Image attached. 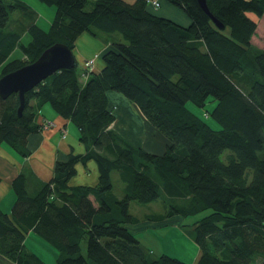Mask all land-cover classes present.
Here are the masks:
<instances>
[{
    "label": "trees",
    "instance_id": "obj_1",
    "mask_svg": "<svg viewBox=\"0 0 264 264\" xmlns=\"http://www.w3.org/2000/svg\"><path fill=\"white\" fill-rule=\"evenodd\" d=\"M37 1L54 7L46 31L35 25L30 7L0 0V77L55 43L72 52L83 33L110 47L98 73L74 64L27 91L19 116L15 94L0 98V145L20 160L30 155L27 138L44 128L38 119L45 105L76 129L83 147L55 160L46 182L22 166L10 184L9 213L0 210V256L7 264H45L25 249L31 232L54 249L55 264H185L154 257L127 229L137 223L128 212L131 202L159 200L163 213L147 222L209 212L186 227L200 252L196 264H264V50L250 44L256 23L248 16L260 18L264 0H204L222 28L196 0H164L187 26L148 13L146 0ZM15 49L24 60H8ZM107 92L133 104L164 138L162 154L133 146L109 128L114 116ZM207 98L213 106L203 116L216 129L185 108L187 102L202 108ZM88 161L96 166V184L69 186L75 165ZM113 172L123 184L120 198L113 195Z\"/></svg>",
    "mask_w": 264,
    "mask_h": 264
},
{
    "label": "crops",
    "instance_id": "obj_2",
    "mask_svg": "<svg viewBox=\"0 0 264 264\" xmlns=\"http://www.w3.org/2000/svg\"><path fill=\"white\" fill-rule=\"evenodd\" d=\"M151 1L157 2L158 6H147L148 13L168 19L180 26H187L188 19L179 10L169 6L164 0ZM109 47L110 44L106 40L95 39L85 33L79 35L72 50L76 68L78 67L80 71L82 64L97 54V58L87 72L98 73L102 69L101 55ZM22 58L20 56L18 59ZM106 98L107 109L114 116V121L109 128L133 146L142 148L151 154H162L165 148L164 138L146 122L138 109L116 93L107 92ZM42 121L47 122L50 126L43 128L39 134L27 138V148L30 152L27 159L20 160L4 145H0V210L5 214L9 213L14 201V194L10 187L11 181L23 165L29 168L34 180L46 182L52 176V166L55 160H65L69 151L74 154L83 153V147L77 142V131L67 120L56 116L51 110L46 111L43 107L38 123ZM64 135L65 137L61 138ZM75 171L74 177L68 181L69 186L93 187L96 184L98 174L92 161H88L84 166L75 165ZM115 179L120 184V189L119 194H115L113 191V195L120 198L123 194V184L119 181L118 175L115 176ZM89 199L92 200V197ZM158 214L160 213L150 215L139 213L138 216H134L137 223L127 226V229L134 235L138 243L154 257L166 255L185 262V264H196L200 252L186 232V227L190 224L181 225L178 217L174 216L164 222L146 221L148 216ZM31 235L35 236L31 232L27 233L24 246L27 251L31 250L29 252L36 255L32 249L27 247V240L32 239ZM52 253L55 260L56 252L53 250ZM37 257L39 258V256ZM0 264H7V261L1 256ZM87 264L93 263L87 261Z\"/></svg>",
    "mask_w": 264,
    "mask_h": 264
},
{
    "label": "rangeland",
    "instance_id": "obj_3",
    "mask_svg": "<svg viewBox=\"0 0 264 264\" xmlns=\"http://www.w3.org/2000/svg\"><path fill=\"white\" fill-rule=\"evenodd\" d=\"M20 2H22L23 4L27 5L28 7H30L35 13H36V20H35V25L43 30L46 31L49 28L51 19L53 17L54 14V7L53 6H47L44 5L40 2H38L37 0H18ZM126 3H132L134 2V0H123ZM180 13H182L181 11H179ZM18 12H14L12 14H10V20H13L15 18H17L18 16ZM248 16L253 19L256 23V28H255V33L254 35L251 37L250 39V44L252 45V47L254 49L257 50H264V14L260 17L257 18L256 16H254L253 14H248ZM21 43L25 44L29 41V36L27 33H23L21 35ZM97 56V54H94ZM93 55V56H94ZM21 56V53L19 52L18 49H15L13 51V53L10 54L8 60H12V59H18ZM92 56V57H93ZM24 60V59H22ZM77 70L78 67L76 68ZM213 106V102H211L210 98H207V100L205 101V104L202 108H196L193 105H191L190 103H186L185 104V108L190 111L191 113H193L194 115L199 116L201 119H203L212 129H216L217 128V124L207 115V117L205 118L203 116L204 112L206 111L207 113H209V111L212 109ZM44 108L46 109V111H50V108L45 105ZM44 115L45 113L42 112ZM117 175L116 172L111 173V183L113 186V191L115 194H119V189H120V184L118 183V181L115 179V176ZM164 211L163 209V205L161 201H155L154 203H150L147 205H139L136 202H131L129 204V209L128 212L135 216V215H139V213L142 214H157L160 213L162 214ZM209 212L208 211H204L201 213H198L194 216H190V217H186V218H181L179 216H174V217H178V219L181 221V225H188L193 223L194 221L204 217L205 215H207ZM171 218V217H170ZM170 218H168L170 220ZM167 219V220H168ZM180 225V224H179ZM164 227V226H163ZM32 239H28L27 240V247L29 249H32L37 256H39V258L45 263V264H55V260L53 258V250L49 245H47L45 242H43L42 240H40L39 238H37L36 236L31 235ZM31 245V246H30ZM31 251V250H29ZM81 254L83 255V257L85 256V246H84V242H81ZM185 263V262H184Z\"/></svg>",
    "mask_w": 264,
    "mask_h": 264
},
{
    "label": "water",
    "instance_id": "obj_4",
    "mask_svg": "<svg viewBox=\"0 0 264 264\" xmlns=\"http://www.w3.org/2000/svg\"><path fill=\"white\" fill-rule=\"evenodd\" d=\"M198 7L217 28L221 25L207 11L204 0H196ZM74 66L72 52L61 43H55L45 50L30 64L22 66L0 77V98L5 99L15 94L18 99L17 116L23 107V97L47 77L60 70H69Z\"/></svg>",
    "mask_w": 264,
    "mask_h": 264
},
{
    "label": "built area",
    "instance_id": "obj_5",
    "mask_svg": "<svg viewBox=\"0 0 264 264\" xmlns=\"http://www.w3.org/2000/svg\"><path fill=\"white\" fill-rule=\"evenodd\" d=\"M146 4H148V5H150V6H152V7H157L158 6V4H157V2H155V1H151V0H146ZM97 58V56L96 55H94L93 57H91L90 59H88V60H86L83 64H82V70H84V71H87V70H89L91 67H92V65H93V63H94V60ZM43 126H44V128H48L49 126H50V124H48L47 122H43ZM64 136H62L61 138H63Z\"/></svg>",
    "mask_w": 264,
    "mask_h": 264
}]
</instances>
